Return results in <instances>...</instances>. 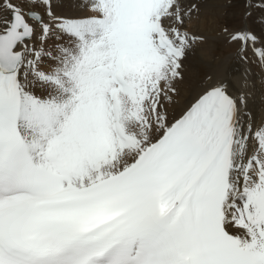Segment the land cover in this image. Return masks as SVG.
<instances>
[{"label": "snow or ice", "instance_id": "6c2138e0", "mask_svg": "<svg viewBox=\"0 0 264 264\" xmlns=\"http://www.w3.org/2000/svg\"><path fill=\"white\" fill-rule=\"evenodd\" d=\"M80 6L0 0V264H264V123L228 74L176 107L200 0ZM243 9L224 41L264 69Z\"/></svg>", "mask_w": 264, "mask_h": 264}, {"label": "rangeland", "instance_id": "374dc122", "mask_svg": "<svg viewBox=\"0 0 264 264\" xmlns=\"http://www.w3.org/2000/svg\"><path fill=\"white\" fill-rule=\"evenodd\" d=\"M61 2L63 4V13L65 15L85 16L89 14L80 6L83 3V0H61ZM243 3L244 0H200L202 8H206L207 12L210 13L209 24L206 27H202L200 26L201 22L198 21L196 25L193 23L191 28L197 35L204 37L205 42L203 41V43H207L210 49L208 50V53L202 52L201 55L198 51V48L203 44L201 43L192 53L189 54L185 61V77L182 83L180 82L176 85L177 89L179 88V95L180 90L182 91L181 86L189 85L188 83L191 79L193 80L194 86H196V92L199 91L201 82L206 78L209 69L206 62L209 63V66L211 67L209 70L211 72L214 71L219 63L225 62L229 64L228 68L232 70V75L239 74L242 68L249 69L248 72L255 75L254 77L258 79L260 84V104L264 111V69H261L258 64L255 63L244 64L238 62L236 57V47L225 43L222 32L225 27L231 30L241 26V16L244 11ZM195 26L196 28L194 29ZM249 56H251V52H249ZM197 88L199 89L197 90ZM179 95L175 97L176 100H179Z\"/></svg>", "mask_w": 264, "mask_h": 264}, {"label": "bare ground", "instance_id": "6f19581e", "mask_svg": "<svg viewBox=\"0 0 264 264\" xmlns=\"http://www.w3.org/2000/svg\"><path fill=\"white\" fill-rule=\"evenodd\" d=\"M209 18H210V13L207 12L206 8L203 9L201 6L200 16L198 19L194 20L193 23H195V25H196V23L198 21H200L201 22L200 26L206 27L209 24ZM195 28H196V26L194 27V29ZM202 30H203V28H202ZM209 49H210V47L207 45V43L206 44L203 43L202 46L200 48H198V51L202 55V52L208 53ZM211 62H212V60H211ZM206 64L208 65V68L211 69V67L209 66V63L206 62ZM228 66H229L228 63H225V62L219 63L218 66L214 69V71L211 72L208 69L207 74H212L217 78H223L226 74H228V78L230 79L231 85L233 86V94H236L237 92H243L246 95L247 106H248L249 111L252 113V116L254 118V123L257 125L264 123V111L261 108V104H260L261 96H260V84L258 82V79H256L254 77L255 76L254 74L249 73V72L247 74V77H245L244 76L245 69H243V68L241 69V72L239 74H235V75L233 74L232 75V70H230L228 68ZM245 80H246V83H245ZM188 81H189V79H188ZM194 82L196 83L195 80H194ZM185 83H186V81H185ZM188 84L189 85H184L183 87L181 86V89L183 92L180 90L179 100H176L178 102L176 105L177 111L189 99H191L192 96H194L197 93L196 88H195L196 86H194L192 79L189 81ZM197 87H199V86H197ZM198 89L199 88H197V90ZM178 90H179V88H178Z\"/></svg>", "mask_w": 264, "mask_h": 264}]
</instances>
